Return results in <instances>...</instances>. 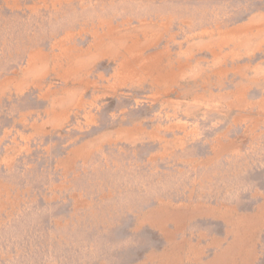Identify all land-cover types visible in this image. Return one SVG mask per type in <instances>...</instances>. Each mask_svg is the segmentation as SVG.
Returning <instances> with one entry per match:
<instances>
[{"label": "rangeland", "instance_id": "obj_1", "mask_svg": "<svg viewBox=\"0 0 264 264\" xmlns=\"http://www.w3.org/2000/svg\"><path fill=\"white\" fill-rule=\"evenodd\" d=\"M264 0H0V264H264Z\"/></svg>", "mask_w": 264, "mask_h": 264}, {"label": "crops", "instance_id": "obj_2", "mask_svg": "<svg viewBox=\"0 0 264 264\" xmlns=\"http://www.w3.org/2000/svg\"><path fill=\"white\" fill-rule=\"evenodd\" d=\"M264 203V202H263ZM262 207L264 208V204L262 205ZM264 213V212H263ZM208 264H215L214 263V259H210V261H208L207 262ZM162 264H163V262H162ZM165 264V263H164Z\"/></svg>", "mask_w": 264, "mask_h": 264}]
</instances>
